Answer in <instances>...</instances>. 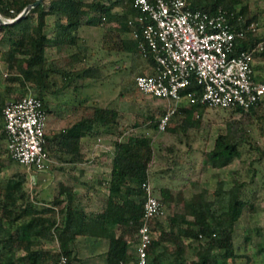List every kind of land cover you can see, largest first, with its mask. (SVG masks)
I'll return each mask as SVG.
<instances>
[{
  "label": "trees",
  "instance_id": "1",
  "mask_svg": "<svg viewBox=\"0 0 264 264\" xmlns=\"http://www.w3.org/2000/svg\"><path fill=\"white\" fill-rule=\"evenodd\" d=\"M35 1L0 0V14L5 20L15 18ZM135 1L43 0L20 21L0 24V62L7 83L4 93L0 92V173L14 161L7 143L5 107L28 91L43 101L48 122L62 123L59 128L47 130V147L67 163L86 159L84 138L117 134L109 180L101 181L107 194L98 195L99 190L93 187L80 193L75 185L64 182L52 201L38 203L24 187L26 175L20 173L0 186V264H74L78 260L76 245L80 237L108 241V250L103 254L106 264H133L131 249H136L144 216L143 183H151L156 176L153 167L159 152L166 150L173 162L182 155L178 146L157 142L156 136L166 133L179 142L186 139L189 153L193 151L192 134L213 127L212 122L203 118V110L208 106L197 101L179 106L166 130L160 131V117L168 108L150 109L141 103L140 114L146 119L136 121L133 127L152 128L155 135L132 133L122 140L127 131L120 123L116 104L110 101L104 105L82 93L90 84L104 83V73L113 65L115 74L128 69L127 77L132 78L126 82L125 75L122 76L118 99L145 100L136 78L155 62L144 56L140 47L143 28L149 21ZM188 2L191 9L227 12L229 24L238 34L232 55L253 49L254 56H264L252 28L259 15L253 12L249 0ZM82 26L105 28L100 48L81 40ZM2 44L7 48L3 49ZM64 46L74 51L49 58L50 49ZM105 56H115V60L109 58L111 63L106 64ZM141 60L144 66L140 69ZM79 89L78 102L69 107L52 110L46 100L47 95L59 96ZM189 92H195L197 98L203 93L195 77L181 93ZM260 108H264V100L249 111L231 108L232 114L224 120V130L201 162L200 172L208 165L230 170L231 187L226 189L220 183L210 196V190L201 185L197 176L187 178L179 190L173 185L154 189L167 213L165 220L151 221L155 237L149 247V264H241L237 260L243 255L237 253L234 241L237 223L246 208L255 212L256 203L264 202V147L253 139L254 126L264 123V114L257 116ZM245 239L250 242L251 236L246 235ZM49 241L57 247L51 248ZM257 253H264V246L258 245ZM246 262L250 264L248 257Z\"/></svg>",
  "mask_w": 264,
  "mask_h": 264
},
{
  "label": "built area",
  "instance_id": "2",
  "mask_svg": "<svg viewBox=\"0 0 264 264\" xmlns=\"http://www.w3.org/2000/svg\"><path fill=\"white\" fill-rule=\"evenodd\" d=\"M135 5L149 21L142 31L141 50L155 62L137 76V86L145 95L169 103L159 120L160 131L166 130L184 103L199 101L212 108L240 107L249 111L264 100V81L254 75V50L232 55L238 34L231 28L226 11L191 9L188 0H136ZM259 49H264L263 44ZM193 77L203 89L199 98L195 92L181 93ZM4 119L13 160L29 171L45 170L51 154L47 147L49 117L43 101L33 93L10 101ZM143 188L144 216L137 233V264H149V247L155 237L151 221L164 213L152 184L145 182Z\"/></svg>",
  "mask_w": 264,
  "mask_h": 264
},
{
  "label": "rangeland",
  "instance_id": "3",
  "mask_svg": "<svg viewBox=\"0 0 264 264\" xmlns=\"http://www.w3.org/2000/svg\"><path fill=\"white\" fill-rule=\"evenodd\" d=\"M256 0H250L251 4H254ZM264 6V4H262ZM52 21V20H51ZM94 28V29H92ZM92 32L83 33V39L88 41L92 47L100 48L102 45V36L105 30L104 27L93 26ZM96 28V29H95ZM81 38V39H82ZM84 40V41H85ZM2 48L6 49L7 45L2 44ZM74 51V48L62 47L61 49H50L48 51L49 58H57L68 54ZM111 58L115 60V56L108 58L105 56L103 59L104 63L110 64ZM142 63V64H141ZM139 68L141 69L144 66L143 61H140ZM129 67V60L127 63ZM3 64L0 62V92L4 93L6 88V76L3 68ZM127 70H124L122 74H115L113 65L105 71L104 73V83H94L90 84L82 92L84 95L93 97L96 101L101 104H107L110 101H113L120 110V123L123 125L127 131L121 139L125 140L127 137L134 133L139 134L145 132L149 135L154 136L155 131L152 128H134L133 125L136 121H144L146 116L140 114V104L144 103L150 109H156L159 106L167 108L169 103L159 97H151L145 95V100H132L130 98L119 100L118 95L122 86V76L126 82H130L132 78L127 77ZM20 93V92H18ZM32 93L26 92L24 95ZM80 98V89L77 91L69 90L65 94L59 96L47 95L46 100L52 110H55L57 107H69L72 104L78 102ZM13 99V98H12ZM188 105V104H187ZM233 109L223 110L220 108L207 107L203 110V118L206 122H212L213 127L211 130L203 128L200 133L192 134L191 145L193 151H189V147L186 144V139L183 142H179L175 137L169 136L166 133H160L156 136L157 142H164L167 146L175 144L181 150V158L173 162V158H168L170 155L166 150L164 152L158 153V159L156 164L153 167V173L156 175L151 180L153 189H157L166 185H173L178 189L183 183L186 182L187 178L200 177L201 185L210 190V196L219 186L220 183L226 188H229L232 184V174L228 169H216L208 165L204 170L200 172V166L202 160L205 158V153L213 149L215 140L218 134L224 130L225 123L224 120L232 114ZM264 114V108L257 110V116L260 117ZM197 116V114H196ZM52 117H50L51 119ZM53 120V119H52ZM175 123V122H174ZM172 124V126L174 125ZM61 122H49L48 129L59 128L61 127ZM1 126L4 127V122L1 121ZM122 128V127H121ZM264 129V123H257L253 128V139L258 145L264 147V132L261 129ZM110 135V134H109ZM104 134L98 137L88 138L86 140L85 152L88 156L86 161L89 166H80L76 163H67L64 160H61L60 157H57L55 153H50L51 161L48 167L43 171H29L27 168L19 165L15 161L11 162L8 167H6L0 173V186L5 184L6 180L16 174H25V189L31 193L38 203L50 202L57 195L60 184L64 182L72 183L77 189H88L89 186H92L96 181L95 178L98 173L99 164L103 168H109L110 159L112 155L110 154V147H113V141L117 137V134ZM6 142V141H5ZM114 149V147H113ZM113 151V150H112ZM163 153V154H162ZM254 156L258 155V152L255 151ZM163 155V156H162ZM64 159V158H63ZM238 164V162H237ZM236 164V165H237ZM264 166V159L262 162ZM104 168V169H105ZM83 171V176L87 175L88 185L81 183L79 180L80 172ZM100 172L103 170H99ZM103 174L108 175L107 172ZM104 190H101L103 192ZM105 194V192H104ZM156 196V195H155ZM100 208V205L98 204ZM167 210L164 208V213L161 219L165 220ZM246 235L251 236V241L247 242L245 237ZM235 246L237 248V253L243 255L242 258L237 260V263L246 264L247 257L250 259V264H264V253L258 254L257 249L258 245L264 246V202L259 200L256 203V211L252 212L249 208H246L244 214L240 221L237 223L235 235H234ZM91 240L85 238H79L76 245V250L78 254V260L74 264H100L97 262L98 258L96 253L98 251H103L105 248L104 245L99 246L98 248H93ZM48 245L51 248H56L57 244L55 242H48ZM133 261L135 264V258L137 255L133 249ZM231 264V263H230Z\"/></svg>",
  "mask_w": 264,
  "mask_h": 264
},
{
  "label": "crops",
  "instance_id": "4",
  "mask_svg": "<svg viewBox=\"0 0 264 264\" xmlns=\"http://www.w3.org/2000/svg\"><path fill=\"white\" fill-rule=\"evenodd\" d=\"M249 2H250V0H249ZM262 4H264V0H256L254 4H251V2H250V5H251L253 12H258V15H259L258 21L252 24V28L254 29V35H255V38L258 39L259 45L260 44L264 45V6H262ZM117 10H119V9H117ZM92 27L93 26H82L79 29L80 37L82 38L83 37L82 34L85 32H87V33L92 32L91 30L94 29ZM90 28H92V29H90ZM81 40L84 43H86L87 45L91 46V44L88 41H86L85 39L82 38ZM64 48H66V47L64 46ZM55 50H57V48ZM253 68H254V72H255L254 73L255 78L258 81H264V56L263 57H258L256 55L254 56ZM109 136H111V135H109ZM88 138H91V137L84 138V152L86 151L85 146H86V140H88ZM113 147H110V154L112 156L114 153ZM85 154H86V152H85ZM87 160H88V156L86 155V159L84 161L77 162L76 164H79L80 166H82L84 168V166H89L88 163L86 162ZM111 160H112V157L110 159L109 168L104 167L105 168L104 169L103 166L101 167V165L99 164L98 173H97V176L95 178L96 182L92 186H89L88 189H85V188L81 189V190L77 189V191L80 193L81 192H87V191L91 190V187H93L96 190H99L98 195L104 194V192H105V194H107L108 189L101 184V181H108L109 180L110 172H111ZM99 170H103V171L100 172ZM107 170H108V175L103 174V172H107ZM80 176H81V177H79L80 182L88 185L89 183H87L88 182L87 181L88 177H86L87 175L83 176V171H82V172H80ZM101 190H104V191L101 192ZM91 192L93 194L94 202L97 203L96 194L93 193V190ZM81 238L91 240L92 241L91 244L93 245V248L99 249V246H102V245L105 246L106 249H104L103 251H98V253H96V255H97L96 258H98L97 262H99L100 264H106L105 259L103 258V254L108 250V241L106 239H98V238H94V237H81ZM133 249L135 250V253H136V249L134 247L131 249V253H133Z\"/></svg>",
  "mask_w": 264,
  "mask_h": 264
},
{
  "label": "water",
  "instance_id": "5",
  "mask_svg": "<svg viewBox=\"0 0 264 264\" xmlns=\"http://www.w3.org/2000/svg\"><path fill=\"white\" fill-rule=\"evenodd\" d=\"M43 2V0H36L34 3L28 5L25 10L22 12V14L20 16H18L16 19L14 20H5L1 14H0V24H13L15 22L20 21L22 18H24L33 8L39 6L41 3Z\"/></svg>",
  "mask_w": 264,
  "mask_h": 264
}]
</instances>
